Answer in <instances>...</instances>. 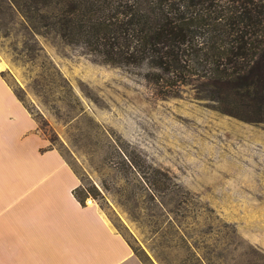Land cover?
<instances>
[{
  "label": "rangeland",
  "instance_id": "rangeland-1",
  "mask_svg": "<svg viewBox=\"0 0 264 264\" xmlns=\"http://www.w3.org/2000/svg\"><path fill=\"white\" fill-rule=\"evenodd\" d=\"M10 3L0 0L2 75L80 177L85 203L102 209L141 261L264 264L257 101L230 108L235 117L198 100L195 86L163 100L139 68L35 34Z\"/></svg>",
  "mask_w": 264,
  "mask_h": 264
},
{
  "label": "trees",
  "instance_id": "trees-1",
  "mask_svg": "<svg viewBox=\"0 0 264 264\" xmlns=\"http://www.w3.org/2000/svg\"><path fill=\"white\" fill-rule=\"evenodd\" d=\"M10 2L35 34L54 33L103 64L139 68L163 100L195 86L198 100L226 106L224 114L256 101L264 112V0Z\"/></svg>",
  "mask_w": 264,
  "mask_h": 264
},
{
  "label": "crops",
  "instance_id": "crops-1",
  "mask_svg": "<svg viewBox=\"0 0 264 264\" xmlns=\"http://www.w3.org/2000/svg\"><path fill=\"white\" fill-rule=\"evenodd\" d=\"M81 187L0 68V264H144Z\"/></svg>",
  "mask_w": 264,
  "mask_h": 264
},
{
  "label": "water",
  "instance_id": "water-1",
  "mask_svg": "<svg viewBox=\"0 0 264 264\" xmlns=\"http://www.w3.org/2000/svg\"><path fill=\"white\" fill-rule=\"evenodd\" d=\"M91 202V201H90Z\"/></svg>",
  "mask_w": 264,
  "mask_h": 264
}]
</instances>
